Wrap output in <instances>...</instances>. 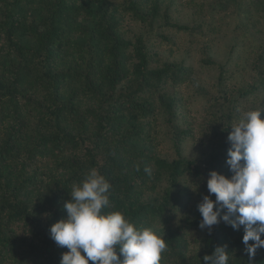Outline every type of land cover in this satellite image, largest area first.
Segmentation results:
<instances>
[{
  "label": "trees",
  "instance_id": "obj_1",
  "mask_svg": "<svg viewBox=\"0 0 264 264\" xmlns=\"http://www.w3.org/2000/svg\"><path fill=\"white\" fill-rule=\"evenodd\" d=\"M255 3L264 21V0ZM159 6L130 0L122 8L152 28ZM162 17L166 26L186 28ZM120 22L111 0H0V264H59L67 249L56 246L49 225L67 215L72 185L93 167L111 184L104 211H121L163 235L161 264H204L219 245H227L229 264H249L243 226L221 221L189 249L186 230L198 227L200 200L181 226H167L189 201L187 180L204 181L182 154L189 132L178 126V99L165 88L184 82L191 69L153 65L146 38H125ZM160 113L173 157L153 144ZM229 146L221 143L204 172L231 175ZM251 264H264V248Z\"/></svg>",
  "mask_w": 264,
  "mask_h": 264
},
{
  "label": "rangeland",
  "instance_id": "obj_2",
  "mask_svg": "<svg viewBox=\"0 0 264 264\" xmlns=\"http://www.w3.org/2000/svg\"><path fill=\"white\" fill-rule=\"evenodd\" d=\"M129 1L111 0L118 8L120 31L125 38L144 36L153 65L174 62L191 69L181 84H165L178 99V126L189 132L182 141V154L204 173L201 184L187 180L189 201L167 224L176 228L189 214L193 215L201 194H208V173L204 171L212 153L228 142L231 125L247 110L261 109L264 118V21L255 0H159V17L149 28L122 8ZM165 12L171 23L186 28L166 26L162 17ZM206 59L214 65L206 64ZM158 118L155 150L173 157L170 128L161 113ZM185 200L183 197L180 201ZM208 234L199 227L187 229L189 249H195L197 240Z\"/></svg>",
  "mask_w": 264,
  "mask_h": 264
},
{
  "label": "clouds",
  "instance_id": "obj_3",
  "mask_svg": "<svg viewBox=\"0 0 264 264\" xmlns=\"http://www.w3.org/2000/svg\"><path fill=\"white\" fill-rule=\"evenodd\" d=\"M260 110L245 111L231 125L226 156L231 175L209 170L208 194L197 204L201 230L210 233L221 221L233 230L243 226L249 264L257 250L264 248V118ZM110 189V182L95 167L72 185L70 199L63 205L67 215L48 228L56 246L67 249L59 264H161L168 247L163 235L136 226L121 211H104L111 205ZM229 259L227 245L203 256L204 264H229Z\"/></svg>",
  "mask_w": 264,
  "mask_h": 264
}]
</instances>
